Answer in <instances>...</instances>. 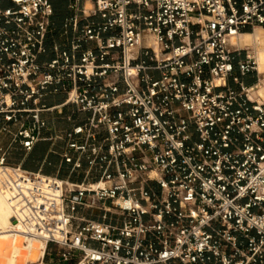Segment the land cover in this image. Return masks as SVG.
I'll return each instance as SVG.
<instances>
[{"label": "built area", "instance_id": "obj_1", "mask_svg": "<svg viewBox=\"0 0 264 264\" xmlns=\"http://www.w3.org/2000/svg\"><path fill=\"white\" fill-rule=\"evenodd\" d=\"M68 8L0 0V187L46 243L25 264H264L260 70L233 42L264 0ZM41 142L59 173L22 166Z\"/></svg>", "mask_w": 264, "mask_h": 264}, {"label": "bare ground", "instance_id": "obj_2", "mask_svg": "<svg viewBox=\"0 0 264 264\" xmlns=\"http://www.w3.org/2000/svg\"><path fill=\"white\" fill-rule=\"evenodd\" d=\"M233 42L242 47L255 45L257 47L255 55L260 73H264V26H257L254 32H243L239 36L233 37ZM257 87H260L258 83L251 86L249 91H255L254 89ZM257 92L264 96V86ZM23 237H25V241H23ZM40 243L43 246L44 254L45 241L38 236L24 233L23 227L14 218L9 192L0 187V264H13L14 261H22L27 253L33 257L38 253Z\"/></svg>", "mask_w": 264, "mask_h": 264}, {"label": "crops", "instance_id": "obj_3", "mask_svg": "<svg viewBox=\"0 0 264 264\" xmlns=\"http://www.w3.org/2000/svg\"><path fill=\"white\" fill-rule=\"evenodd\" d=\"M66 10L65 12H63L62 14H60V17L63 18V21L65 19V17H67L68 15L71 14V10L68 8V0H62ZM54 8H55V13L53 16V20L57 26V24L59 23V7L61 3H59L57 0H52ZM62 21V24H63ZM62 26V25H61ZM245 81L247 83V85L251 86L254 85L257 81V77L255 75V73L249 74L245 77ZM234 84V83H232ZM64 99V96L61 97V95L55 97L52 100V103L55 102H60ZM48 144H50L49 142H41L39 143L32 152H30L23 160L22 162V166L25 169L28 170H32V171H37L39 169H42L45 173L47 174H57L58 172V165H59V161L60 158L58 157V155L55 154H50L49 158L53 161L52 164H48V163H44L43 160L46 156L47 150L50 147ZM61 176H65L66 172L65 171H61L60 172Z\"/></svg>", "mask_w": 264, "mask_h": 264}, {"label": "rangeland", "instance_id": "obj_4", "mask_svg": "<svg viewBox=\"0 0 264 264\" xmlns=\"http://www.w3.org/2000/svg\"><path fill=\"white\" fill-rule=\"evenodd\" d=\"M57 1L59 3L62 2L61 4H59L60 5V7H59V13H58L59 14V16H58L59 17V21H58L59 23L57 24V27L60 28L61 25H62V21H63V18L60 17V14H62L63 12H65L66 7H65V5H64V3H63L62 0H57ZM254 31L255 30H250V31H247V32H254ZM243 48H245V51L248 50V51L253 52V53H256V51H257V47L255 45H253V46H245ZM259 70H260V68H259ZM263 80H264V73H260V79L257 81V83L260 85V87H257L256 89H254L255 91H249V94H250V96L253 99H258V100L264 102V96L261 95V94H259L257 92L259 90V88H261L262 86H264V81ZM231 82L233 83V81H231ZM61 97H63V95H61ZM48 145L50 146V144H48ZM23 241H25V237H23ZM42 255H43V246L40 243L39 251H38V253L36 255H34L33 257H31L29 255V253H27L25 255V258L22 261H18V262L17 261H14L13 264H25L28 261H35V260L39 259Z\"/></svg>", "mask_w": 264, "mask_h": 264}, {"label": "trees", "instance_id": "obj_5", "mask_svg": "<svg viewBox=\"0 0 264 264\" xmlns=\"http://www.w3.org/2000/svg\"><path fill=\"white\" fill-rule=\"evenodd\" d=\"M248 31H250V30H248Z\"/></svg>", "mask_w": 264, "mask_h": 264}]
</instances>
